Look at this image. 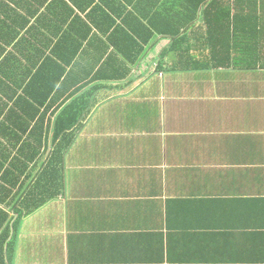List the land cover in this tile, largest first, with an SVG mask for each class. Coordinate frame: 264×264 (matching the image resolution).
I'll use <instances>...</instances> for the list:
<instances>
[{
  "label": "crops",
  "instance_id": "0c3cea01",
  "mask_svg": "<svg viewBox=\"0 0 264 264\" xmlns=\"http://www.w3.org/2000/svg\"><path fill=\"white\" fill-rule=\"evenodd\" d=\"M196 1L0 0V264H264V0Z\"/></svg>",
  "mask_w": 264,
  "mask_h": 264
},
{
  "label": "trees",
  "instance_id": "16d2710c",
  "mask_svg": "<svg viewBox=\"0 0 264 264\" xmlns=\"http://www.w3.org/2000/svg\"><path fill=\"white\" fill-rule=\"evenodd\" d=\"M184 2H185V0H183ZM204 0H197L196 1V3H194V7L196 8L197 6H199L200 5V3L201 2H203ZM180 8H181V11H182V16H181V18H180V21L178 22V26H176L175 27V29L173 28V32H179V30H180V27H185V24L191 19L190 17H191V15L187 12L186 14H185V12H186V10H187V8H188V6L186 5V2L185 3H183V4H181V6H180ZM185 11V12H184ZM210 25H211V27L213 28V24H212V22H210ZM28 102H25V104H27ZM60 134H55V137L57 138L58 136H59ZM57 151H62L60 148H56L55 149V152H57Z\"/></svg>",
  "mask_w": 264,
  "mask_h": 264
}]
</instances>
